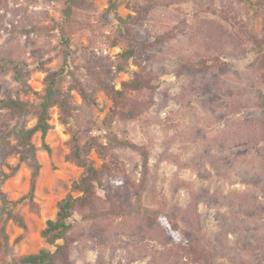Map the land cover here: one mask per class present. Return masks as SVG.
I'll use <instances>...</instances> for the list:
<instances>
[{
  "label": "rangeland",
  "instance_id": "1",
  "mask_svg": "<svg viewBox=\"0 0 264 264\" xmlns=\"http://www.w3.org/2000/svg\"><path fill=\"white\" fill-rule=\"evenodd\" d=\"M200 1L175 0L169 7L161 5L157 16L138 28V35L145 37L160 27L181 26L176 36L139 60L140 65L130 59L129 70L119 73L118 88L140 69L157 72L160 86L149 109L137 119L116 121L114 128L150 149L144 194L148 207L174 216L185 234L210 249L218 262L264 264V60L247 49L228 23L206 11L208 4H234L250 29L264 36V0H254L262 5L257 16L256 10L238 0ZM93 3L70 28V66L81 76L89 65H112L121 51L120 46L109 47L106 42L111 30L105 26L104 14L110 0ZM63 7V0H11L0 7V59L27 62L32 89L28 95L20 92L21 85L10 69L0 73L1 96L35 100L45 92L48 76L58 72L64 61L58 27ZM119 13L124 17L132 13L135 21L140 19L126 4L119 7ZM113 25L117 26L115 19ZM213 55L220 57L219 64H213ZM204 60L211 66L184 71ZM75 102L80 127L92 134L104 133L102 121L112 99L100 91L98 105L89 109L75 92ZM51 112L53 128L46 138L49 149L41 133L34 138L39 147L37 176L34 167L20 160L12 136V150L0 155V174L12 171L9 165L16 168L1 188L14 201L13 211L19 216V220L7 212L0 216V264L42 247L54 250L42 230L56 216L63 197L80 193L75 183L83 169L68 158L76 120L64 122L57 106ZM87 119L96 124H86ZM22 121L11 110L0 111V134ZM35 122L36 118L27 121L29 125ZM91 156L97 165L102 163L95 151ZM114 156L126 163L135 180L141 178L137 152L117 149ZM163 250L159 240L141 233L104 240L86 226L77 234L72 255L76 264H162Z\"/></svg>",
  "mask_w": 264,
  "mask_h": 264
},
{
  "label": "trees",
  "instance_id": "2",
  "mask_svg": "<svg viewBox=\"0 0 264 264\" xmlns=\"http://www.w3.org/2000/svg\"><path fill=\"white\" fill-rule=\"evenodd\" d=\"M10 1L0 0V7L8 6ZM174 1L110 0L104 14L105 26L111 30L106 35V42L109 47L120 46L121 51L112 65H89L86 67V73L81 76L77 69L70 66V28L79 13L91 9L94 3L93 0H63L62 19L58 23L64 53L62 67L48 76L45 92L35 100L0 95V111L11 110L25 120L0 134V155L12 150V136L19 146L20 160L34 167V177L37 176L40 167L37 158L39 147L34 138L36 134L41 133L44 145L49 149L46 138L53 128L51 109L57 106L64 122L71 118L76 120L68 158L83 169L75 183V188L80 193H68L63 197L58 203L56 216L48 219L42 230V236L48 243L55 245V249L42 247L37 252L15 256L5 264H76L72 255L75 241L77 234L86 226L93 235L104 240L119 234L132 237L134 232L157 239L164 246L161 252L162 264H177V261L178 264H225L215 260L210 249L201 247L185 234L174 216L163 209L151 208L145 204L144 194L150 174V149L145 144L121 136L114 128L116 121L137 119L154 103L155 93L160 86V75L154 70L133 71L132 77L123 80L120 88L117 87L116 80L120 72L129 70L130 59L140 65L142 61L139 60H143L153 48L163 45L177 35L180 25L157 28L145 37L138 35V28L144 26L149 18H155L161 5L169 7ZM238 2L250 10H256L255 16L262 12V5L257 1ZM123 4L139 13L140 19L135 21L136 17L132 13L125 17L121 15L119 7ZM207 10L228 23L235 35L248 46L247 49L254 52L257 58L264 60V36H259L250 29L249 22L242 17L234 4L224 7L208 4ZM113 19L117 21V26L113 25ZM212 59L213 64H219L221 61L218 55H213ZM197 65L198 67L187 66L184 71L211 66L208 60L200 61ZM10 69L14 71V77L21 85L20 92L30 94L32 89L28 83L27 62L0 59V73ZM68 77L69 83L65 84ZM100 91L112 99V106L102 121L105 132L92 134L78 124L75 92L80 94L86 107L91 109L98 105ZM31 118H36L33 125L27 123ZM86 124L96 123L87 119ZM117 149H130L139 154V180L131 176L123 160L115 158L114 151ZM93 151L102 160L100 165L92 158ZM9 166L12 171H3L0 174V216L7 212L19 220V216L13 211L14 201L10 200L1 188V184L16 171L15 167ZM191 204L193 209L196 200L193 199ZM59 240L62 242H58Z\"/></svg>",
  "mask_w": 264,
  "mask_h": 264
}]
</instances>
